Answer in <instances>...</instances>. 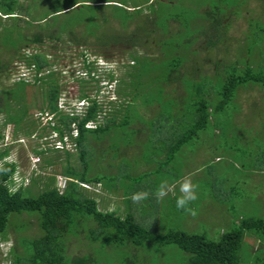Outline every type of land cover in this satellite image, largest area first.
<instances>
[{"label": "rangeland", "instance_id": "obj_1", "mask_svg": "<svg viewBox=\"0 0 264 264\" xmlns=\"http://www.w3.org/2000/svg\"><path fill=\"white\" fill-rule=\"evenodd\" d=\"M17 1L18 18L20 19L12 17L1 19L0 17V23L2 21L0 24V64L2 63L3 66L0 71V88L12 87L19 78H26L29 84L25 86L23 102L27 108V114L23 121L18 123L19 126H25V129L18 128L16 130L12 121L6 124L3 128L4 138L0 141V150L7 151L6 159L12 160L16 164L13 183L18 184L23 180V185L27 186L31 185L32 180L35 179V185L32 187L34 192L44 189L50 177H52L51 185L63 190V185L69 178L64 173V164L68 161L76 167L74 169L78 170H81L79 169L81 164L73 154L78 151L75 143L69 139L67 134H65L64 144L57 142L59 134L50 127L51 124H58L57 116L47 113V109H44L42 87L39 82H33L35 72L25 64L23 57H26V54L45 52L48 61L52 62L51 69H59L61 72L58 78L61 87L59 105L71 113H80L83 110V102L78 98V92H76L81 79L87 81V85L90 86V96L98 97L104 105V111L99 116L100 121L103 120L102 115L108 110L111 112L113 109L117 120H120L124 115V102L128 97L119 93L118 90L125 92L129 88L132 90V94L137 95L140 103L149 100L147 95L149 93L150 96L156 95L155 98L161 99L165 107L163 115L160 116L157 115L158 106L155 104L139 107L137 105V109L144 119H157V123H153V127L149 123L144 124L143 121L138 120L131 124L134 129L141 126H145L147 129L143 135L139 133L135 137L139 140L137 143L133 144L132 127L124 126L116 128L111 131L113 134H107L102 139L88 137V145L84 147L87 155H91L93 168H90V173L106 172L111 174L115 169L112 174H117L118 167L123 166L127 173L137 174L145 172L141 171L145 168H147L146 171H152L158 167L156 161L164 160L165 153L161 154L157 147L162 145L163 141L165 146L168 142L164 138L162 140L159 133L164 132L166 126L169 127L168 129L173 127H170L172 121L166 117L167 115L174 113L172 114L173 121L179 120V116L174 112V105L178 104L181 109L183 106L182 100L175 99L184 92L178 81L170 82L167 85L168 89H172V87L177 89L176 92L168 90L169 96L173 98L159 95L160 91L158 94H153L156 87H163L165 84V79L158 75L160 66H162V61L159 59L160 52L166 46L165 42L174 40L170 36L177 30L187 31L185 25L182 26L178 20L174 19H170L168 27L166 25L164 27L162 23L168 22L163 21V16L166 15L164 10L167 13H170V10L173 13H179L180 19L190 18L194 24L193 27L190 26L189 32L183 34L182 42L184 44L180 38L172 42L176 46L181 45V47L191 45L190 49L199 50L201 51L199 54L202 53L204 57H209L201 59L203 56H199L196 62L195 59L190 58L191 60L184 64L183 70L187 74H195L193 68L202 74L197 77L198 79L206 75L210 78L213 77L224 64H230L236 59L237 63L243 60L247 61V41L245 42V39L253 28L251 21L259 19L260 22H264V0H239V3L238 0H234L235 2L231 5L225 4L231 6L228 8L222 4L221 0H210L219 3L223 10L224 8L228 9L223 17L225 18L224 22L229 24L227 34L229 38L223 43L217 42L215 46L208 45L209 47H207L208 41L203 40V36H198L194 43L193 40L198 33L200 23H202V27L205 22L203 20L205 15L201 11L208 5V0H150L149 3H152L147 8L148 0ZM71 5L73 6L69 7ZM136 5L141 7L142 11L134 10ZM62 8L65 9L56 11ZM94 11L98 14V19L96 18L98 21L96 24L94 19L91 20L90 28L94 32L89 34L86 44L80 45L66 35H63L61 40L46 38L43 44H36L29 40L23 41V44H19V48L6 44L5 36L12 31V26L9 27L11 24H14L16 30L19 26L29 37L39 29L46 30V36H48L49 32L56 33L58 22L65 20L75 22L74 20L82 15L88 21ZM149 11L158 17L151 23L142 16L145 13L152 16ZM63 12L66 13L58 15ZM102 16L104 22H102ZM159 17L163 21L160 25H158ZM155 23L157 24L155 25ZM4 24L9 25L8 29H2ZM75 29L78 33L83 32L84 24L78 25ZM148 31H151L148 35L149 44L131 46L137 39L147 38ZM180 51H182L181 48ZM130 53H133L139 60H134ZM192 53L196 54V51H192ZM139 56L145 57V59ZM146 56L152 59H148ZM84 57L93 61L90 75H93L96 80L90 79L86 73ZM259 57L258 53L253 54L256 64L260 62L261 58ZM215 62H217L216 65ZM142 64L147 67L146 72L141 70ZM198 65L200 66L197 68ZM129 71L131 74L135 72V75L142 76L137 78H134L133 75L128 76L127 72ZM156 77H160L161 83L155 84ZM152 83L154 85L150 86ZM95 90H97L96 95ZM213 92L216 101V92ZM205 95L208 96V91L205 92ZM150 96L149 98L152 97ZM210 96L213 97V93H210ZM1 97L2 93L0 92V99L5 103V98ZM169 100L173 101L171 107L170 104L168 105ZM227 108L225 112L217 113L215 116L220 122V131L209 128L201 133L198 139L195 138L183 145L170 163L173 178L179 176L180 179L185 175L192 174L193 182L198 185V199L190 206L195 208L198 214L193 217L176 207L175 201L180 194L178 188L175 194H169L163 201H157L154 193L160 182L162 180L172 182L164 174L166 171L164 166L159 173H155L156 176L152 177H155L151 181L154 188L150 191L153 194L150 196L153 203L148 199L141 203L143 206L131 210L134 212L136 220L141 224L153 228L152 230L159 233L171 228L188 233H204L209 239L217 240L224 231L231 229L234 223L238 224L242 218H264V90L252 82L241 84ZM106 115L110 116V113H106ZM3 120L4 114L0 113V124ZM152 133L153 137H150ZM202 135H204V142L202 141L201 144ZM57 144L62 145V148H56ZM152 146H155L156 149ZM260 159L263 162L259 161ZM201 168L203 171H198ZM78 170L75 171L78 172ZM81 185L88 192L97 196L100 209L112 210L117 206V213L124 214L123 209H126V205L123 200V191L120 188H115L118 190L111 193L103 188V184L81 183ZM116 187H119L117 183ZM128 206L130 208L131 205ZM32 215L36 214L27 212L9 214L8 222L10 223L4 239L0 233V264H10L7 253L10 248L16 245L17 233L30 236L39 235L36 217ZM14 223L24 224L27 228L20 232L15 229ZM249 233V231H245L241 248L242 254L249 259L264 258V241ZM82 239L83 234L69 239L67 241L68 252L73 255L84 253L90 257L94 256L99 259V264H106L108 260L113 264H185L187 257V253L175 244L159 245L154 242H144L142 246L134 247L131 243L103 246L100 242H95L96 245L90 247L88 242L92 239L90 237L86 240ZM90 248H92L91 251ZM97 249L103 251L96 254ZM89 251L91 254H87L90 253Z\"/></svg>", "mask_w": 264, "mask_h": 264}, {"label": "trees", "instance_id": "obj_2", "mask_svg": "<svg viewBox=\"0 0 264 264\" xmlns=\"http://www.w3.org/2000/svg\"><path fill=\"white\" fill-rule=\"evenodd\" d=\"M149 1L150 0H148L146 8L152 3H149ZM208 1V5L201 11L203 15H205L203 19L205 21L202 26L203 28L201 27L202 23H200V28L197 31L198 33L193 43L197 40L198 36H203V40L208 41L207 47H211L215 46L217 42L223 43L229 38L227 35L229 24L228 22H224L225 18L223 17L228 9L225 10L224 8L223 10L219 3ZM221 2L223 5H231L235 1L221 0ZM17 3V0H0L1 19L11 17L18 18L19 9ZM72 6L73 5L69 7ZM225 6H227V8L231 7L228 5ZM134 8L136 11H142L141 7L138 5ZM63 9L65 8L56 11ZM149 12L152 16L148 15V13L142 16L148 19L149 23L152 21L154 22V19L157 20L158 17L154 16L152 11ZM64 13L66 12L58 13V15ZM164 13H166V15L163 16V21H168L167 23H162L164 27L165 25L168 27L170 19L178 20L182 26L185 25L186 32H189L190 26L193 27L194 25L190 18L180 19L179 13H173L171 10L170 13L164 10ZM138 14L140 15V13ZM127 16L129 17V13ZM96 18L98 19V14L94 11L92 17L88 18L89 22L86 17L83 18V15L76 18V20H74L75 22L68 20L58 22L56 33L49 32L48 36H46V30L39 29V31L35 34H31L29 37L19 26L16 30L14 24L9 26L5 25V23L2 29H8V26H12V31L5 36V41L7 42L6 44L16 48H19V44H23L28 40L36 44H43L46 38L61 40L63 35L72 38L76 43L82 45L88 42L89 34L94 32L93 30L91 31L90 22L94 19L97 24L98 20H96ZM163 21H161L159 17L158 25ZM102 22H104V17ZM81 24H84L85 29L83 32L78 33L75 27ZM156 24L157 23H155V25ZM251 27L253 28H251L249 36H246L247 38L245 39V42L247 41V61L243 60L237 63L236 59L230 64H224L211 78L206 75L198 79L197 77L201 73L195 68H193L195 74L192 75H189V73L187 74L183 70L184 64L190 61V58L195 59L196 62L199 56H203L202 53L199 54L201 51L190 49L191 45L188 47H181V45L176 46L173 44L174 42L172 41L177 38H180L182 42L183 34L186 33L183 28V30H177V32L170 36V38L174 40L165 42L166 46L160 52L161 57H159V59L162 61V66H160V71L158 73L161 78L165 79V84L163 87H156L153 90V94H158L160 91L161 93H159V95L173 98L169 96L168 90L170 92H176L177 89L176 87L168 89L167 85H169L170 82L178 81L180 85H182L184 92L177 96L179 98L175 97V99L178 101L182 100L183 106L181 109L178 104L174 105L173 109L179 116V120L175 119L176 122L173 121L174 116L172 114L174 113L167 115L166 117L172 121L170 127H173L168 129L169 127L166 126L164 132L159 133L161 139L163 140L164 138L165 141L168 142L165 146L163 141V144L157 147L161 154L165 153L164 160L156 161L158 167L152 171H146L147 168H145L141 169V171L145 172L137 174L127 173L123 166L118 167L119 171L117 174H112L115 169L111 174L106 172L100 174L90 173V168H93L91 164V155H87L84 147L88 145V137L91 136L93 138L102 139L107 134H113L111 131L116 128L131 126L136 120L143 121L144 124L149 123L153 127V125L157 123V119H144L141 113H139L137 105L139 107L141 105L150 106L155 104L158 106L157 115L160 116L163 115L165 107L161 99L155 98L156 95H151V97L149 93L147 94L149 100L140 103L137 99V95L132 94V90L128 87V90L125 92L118 90L119 93L128 97L124 102V115L120 120H117L115 112H113L112 109L111 112H109V110L105 112V114L102 115L103 120L100 121L99 116L104 111V105H102L98 97L90 96V86L87 85V81L81 79L79 82L80 86L76 88V92H78V98L84 102V104H82L83 110L80 113H71L59 105L61 88L58 81L59 75L61 74L59 69H51L52 62L48 61L45 52L26 54L23 60L27 67L32 68L35 72L33 82H39L42 87V104L44 109H47V113L57 116L58 124H51L50 127L58 132L59 140H61L60 142L63 144L65 143V134H67L71 141H74L76 150L78 151L73 154L80 162L81 167L79 169L81 170L74 169L76 167L67 161L63 167L65 175L69 178L66 180L65 185H63V190H60L55 185H51L52 177H50L44 189L34 192L32 187L35 185V179L32 180L31 185L27 186L23 185V180L18 182V184L13 183L16 164L12 160H5L4 157L7 155V151L0 150V233H2L4 239V235L10 223L8 222L10 213L21 214L23 212L36 214L32 216L36 217V226L39 231V235L36 236L16 234V245L10 248L7 253L10 264H99V259L94 256L90 257L84 253L73 255L68 252L67 241L71 238L79 237V234H83L82 240H86L88 237L92 239L88 242V246L90 247L96 245L95 242H100L103 246L131 243L134 247H140L144 242H154L159 245L175 244L187 253L185 264H264V258L260 259L255 257L254 259L253 257L249 259L242 254L241 249L245 231H249V234H254L261 241H264V218H242L238 224L234 223L231 229L224 231L219 239L213 240L209 239L204 233H188L179 229L170 228L163 233L156 232L152 230L153 228H148L136 220L134 212L131 211L132 208L143 206L141 204L142 202L140 204H134L132 202V194L139 191H152L154 187L151 185V181L155 178L152 177L156 176L157 174L155 173H159L161 168L165 166L166 171L164 174L169 177L172 182L179 179V176L173 178L170 163L183 145L187 142H191L195 138L198 139L201 133L207 131L209 128L221 130L219 128L220 122L215 116L217 113H223L228 109L227 105L234 99L238 86L247 82H252L264 90V22H260L259 19H253V21H251ZM151 31H148L147 38L137 39L131 46L148 43V35ZM182 44L184 43L182 42ZM180 48L182 51H180ZM192 51H196V54L192 53ZM257 53L258 56L260 55L259 58L261 59L260 62L256 64L253 54L256 55ZM130 55L133 56L134 60H139L133 53H130ZM139 57L142 58L141 56ZM146 58L152 59L148 56H146ZM205 58L206 57L203 56L201 59ZM208 58L207 56L206 59ZM142 59H145V57ZM83 62L87 69L86 73L90 76V79L94 80L95 77L90 75L93 68V61H90L88 57H84ZM216 64L217 62H215V65ZM199 66L200 65H198L197 68ZM2 67L1 63L0 71ZM141 70L146 72L147 67L142 64ZM135 74V72L132 74L130 71L127 72L128 76L133 75L134 78L142 76ZM111 76L112 75H110V78H112ZM159 78L156 77V80H154L155 84L161 83ZM28 84L26 78H19L14 86L0 88V92L2 93L1 98H5V103L0 99V113L4 114V120L0 124V141L4 138L3 128H5L9 121L14 122L16 130L18 128L25 129V126H19L18 123L22 122L27 114V108L23 101L25 98L24 89ZM153 85V83L150 84V86ZM141 90L143 91L144 89L142 88ZM211 90L216 92V101L214 100L215 94ZM207 91L208 96L205 95ZM96 92L97 90H95V95L97 94ZM210 93H213V97L210 96ZM149 96L151 98H149ZM183 97L185 98L183 99ZM169 104L171 107L173 101L169 100L168 105ZM106 113H110V116H107ZM90 122L94 123V125H90ZM233 122L235 123V121ZM131 127L134 133V144L139 141L135 139V137H137L139 133L143 135V132L147 129H145V126H141L138 129H134L133 126ZM73 129H75L76 135H73L71 132ZM26 134L29 135L27 132ZM203 136L204 135L201 136V144L204 142ZM150 137H153V133L150 134ZM55 147L59 148L56 145ZM152 147L156 149L155 146ZM60 148H62V145ZM66 154L69 155V153ZM259 161L262 160L260 159ZM75 170H78V172ZM81 183H88L89 185L103 184V188L111 193L118 190L115 188H120L123 191V200L126 205V209H123L124 214L117 213V206L112 210L100 209L98 207L97 196L88 192ZM116 183L119 187H116ZM150 201L153 203L152 200ZM128 205H131L130 208ZM14 224L15 229L20 232L27 228L24 224ZM102 249H97L98 251L96 254H99V251H103ZM91 250L92 248H90V251ZM87 254H91V252ZM106 264H113V262L108 260Z\"/></svg>", "mask_w": 264, "mask_h": 264}, {"label": "clouds", "instance_id": "obj_3", "mask_svg": "<svg viewBox=\"0 0 264 264\" xmlns=\"http://www.w3.org/2000/svg\"><path fill=\"white\" fill-rule=\"evenodd\" d=\"M89 124L94 125V123L91 122ZM71 132L73 135H76L75 129H73ZM60 141L61 140H57V142ZM59 144H61V142ZM58 146L60 148V145ZM4 159L7 160L6 157H4ZM198 171H203V168L199 169ZM177 188L179 189L180 194L175 201L176 207L195 217L198 212L190 205L198 199V185L193 182L192 174L185 175L179 180L173 182L162 180L154 193L155 198L158 202L163 201L169 194H175ZM151 195L153 194L148 191H139L132 194L131 200L134 204H140L141 202L148 200Z\"/></svg>", "mask_w": 264, "mask_h": 264}]
</instances>
